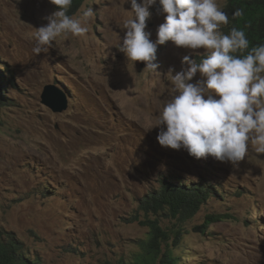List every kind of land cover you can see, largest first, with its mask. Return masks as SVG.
<instances>
[{
  "label": "rangeland",
  "instance_id": "1",
  "mask_svg": "<svg viewBox=\"0 0 264 264\" xmlns=\"http://www.w3.org/2000/svg\"><path fill=\"white\" fill-rule=\"evenodd\" d=\"M225 2L217 0L221 8ZM88 7L94 16L85 36L61 35L36 55L35 29L56 6L0 0V75L7 82L0 88V232L40 264H128L148 238L140 222L157 219L166 229L176 222L143 207L159 177L176 176L218 194L183 223L178 264H264V153L250 145L232 167L156 140L160 127L153 125L173 88L169 68L175 74L184 56L194 60L204 49L166 41L152 72L119 51L130 3L85 0L72 17L82 19ZM149 11L146 31L155 41L166 14L158 3ZM50 84L67 97L61 113L41 102Z\"/></svg>",
  "mask_w": 264,
  "mask_h": 264
},
{
  "label": "clouds",
  "instance_id": "2",
  "mask_svg": "<svg viewBox=\"0 0 264 264\" xmlns=\"http://www.w3.org/2000/svg\"><path fill=\"white\" fill-rule=\"evenodd\" d=\"M73 0H50L56 10L45 17L47 24L35 29L33 53H47L57 37L71 34L83 37L94 16L91 7L82 19L68 14ZM132 17L124 23L126 32L119 51L132 62L143 61L156 72L157 46L171 41L174 46L204 49L199 63L182 58V68L167 75L173 85L169 99L153 126L160 127L158 144L185 150L200 159L213 158L238 167L248 155L249 146L264 153V44L249 49L243 30L229 24L227 12L217 0H127ZM159 4L164 22L156 29V39L146 31L150 6ZM76 14V13H75ZM236 10L233 17L240 16ZM248 50V51H246ZM144 68V69H145ZM199 73L200 79L192 83ZM159 74V73H158ZM162 126V127H161Z\"/></svg>",
  "mask_w": 264,
  "mask_h": 264
},
{
  "label": "trees",
  "instance_id": "3",
  "mask_svg": "<svg viewBox=\"0 0 264 264\" xmlns=\"http://www.w3.org/2000/svg\"><path fill=\"white\" fill-rule=\"evenodd\" d=\"M84 1L73 0L68 14L72 16L77 13ZM222 9L229 16V24L222 26L223 32L227 33L232 27L243 30L249 41L248 50L264 44V0H226ZM236 10H239L241 15L233 17ZM202 58V55L195 56L194 60L199 63ZM4 79L0 75V88L7 84ZM157 181L158 186L145 198L143 207L156 216L169 215L176 222L167 229L161 226L157 219L140 222L148 227V238L140 243L138 253L128 264H178L180 256L177 255V247L179 236L182 230L184 231L183 223L192 218L212 195H218L211 185L202 181L187 183L176 176L159 177ZM208 217L214 218L212 215ZM0 264L40 262L9 234L0 232Z\"/></svg>",
  "mask_w": 264,
  "mask_h": 264
},
{
  "label": "water",
  "instance_id": "4",
  "mask_svg": "<svg viewBox=\"0 0 264 264\" xmlns=\"http://www.w3.org/2000/svg\"><path fill=\"white\" fill-rule=\"evenodd\" d=\"M43 105L53 112L61 113L67 109V97L65 93L55 85H46L41 94Z\"/></svg>",
  "mask_w": 264,
  "mask_h": 264
}]
</instances>
